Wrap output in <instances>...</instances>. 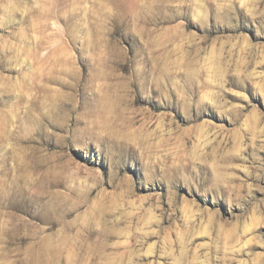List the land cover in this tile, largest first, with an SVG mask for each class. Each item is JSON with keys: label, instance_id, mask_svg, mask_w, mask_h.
<instances>
[{"label": "rangeland", "instance_id": "obj_1", "mask_svg": "<svg viewBox=\"0 0 264 264\" xmlns=\"http://www.w3.org/2000/svg\"><path fill=\"white\" fill-rule=\"evenodd\" d=\"M180 21L176 37L199 56L158 66L136 101L152 122L123 127L128 80L101 70L124 62L121 36L147 54L141 41L162 47ZM203 116L195 135L178 131ZM149 135L173 138L166 157L140 154ZM70 158L147 189L143 231L159 234L143 243L157 241L156 255L130 247L127 264H264V0H0V264H56L62 230L41 240L36 221L62 210L49 186ZM166 241L175 252L161 257Z\"/></svg>", "mask_w": 264, "mask_h": 264}, {"label": "clouds", "instance_id": "obj_2", "mask_svg": "<svg viewBox=\"0 0 264 264\" xmlns=\"http://www.w3.org/2000/svg\"><path fill=\"white\" fill-rule=\"evenodd\" d=\"M238 2L243 5L245 0H238ZM183 23L184 21H180L166 29L170 36L162 47L153 46L155 38L147 41L142 40L141 43L148 48L147 54L141 50L140 44L133 47L132 35L120 37L119 42L123 47L119 51L125 58L124 62L119 66L102 69L101 72L108 78L126 77L128 80V86L117 105L120 107L122 116L120 123L123 127L131 128L139 133L146 124L152 122L150 115L148 119H145L144 113L147 112V109L138 107L136 101L139 98L140 103H146L141 95V84L148 82L149 76L158 66L162 63L180 65L185 60L199 56V49L190 53L185 48L187 41L175 35V30L180 29ZM68 40L71 42L70 39ZM78 52L79 47L74 48L73 55L76 56L80 65V72L85 74L87 72L85 61L77 55ZM136 117H139V120ZM188 118L195 119L192 115H189ZM206 123L210 124L211 121L203 116L200 123H193L187 128H180V125L177 124V129L181 134L195 135L196 129L203 127ZM170 142H174L172 137L165 139L161 135L153 138L149 135L143 137L142 142L136 147L142 156L158 154L166 157ZM68 164L67 171L57 173L58 180L54 185L49 186V194L58 199V207L62 210L59 212L49 211L38 217L36 221L39 225L48 226L47 229H38L44 233L41 240L51 234L48 229H56L58 232L62 230L63 239L54 252L56 264H59L62 254H66L73 264H127L126 257L130 247H135L134 254L138 257L155 256L157 241H153L147 247L143 243L145 235L159 234L158 229H151L150 233L143 231L145 227L144 215L154 214V212L151 205L148 209L143 210V214L141 209L151 197L137 194H143L147 189L143 187L137 189L136 184L132 182L133 175L131 174L125 175L122 185L127 184L128 187L122 188L121 185L114 186L112 184L104 169L102 171H99L100 169H85L82 164H76L71 158ZM81 169L84 172L83 177L75 175ZM35 179H39V174ZM181 190L183 189L181 188ZM159 191H161L159 188L153 189L154 194ZM156 207H160L159 203L156 204ZM132 217L137 218L135 225H133ZM113 236H123L124 242L119 239L109 242V238ZM101 239L103 244L98 245L96 241ZM133 240L135 241L134 245ZM118 249H123V251ZM174 252L175 249L171 247V243L166 241L161 246L160 256L167 257ZM139 264H164V262L161 259L155 261L141 259Z\"/></svg>", "mask_w": 264, "mask_h": 264}]
</instances>
